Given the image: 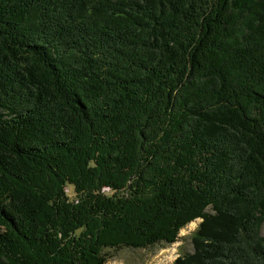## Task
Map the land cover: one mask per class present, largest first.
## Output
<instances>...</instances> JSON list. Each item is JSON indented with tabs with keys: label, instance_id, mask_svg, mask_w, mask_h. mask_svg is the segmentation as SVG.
<instances>
[{
	"label": "trees",
	"instance_id": "trees-1",
	"mask_svg": "<svg viewBox=\"0 0 264 264\" xmlns=\"http://www.w3.org/2000/svg\"><path fill=\"white\" fill-rule=\"evenodd\" d=\"M197 220L175 264H264V0H0V264Z\"/></svg>",
	"mask_w": 264,
	"mask_h": 264
},
{
	"label": "rangeland",
	"instance_id": "rangeland-1",
	"mask_svg": "<svg viewBox=\"0 0 264 264\" xmlns=\"http://www.w3.org/2000/svg\"><path fill=\"white\" fill-rule=\"evenodd\" d=\"M71 193L70 190L67 191ZM201 220L190 223L179 234V240L172 245H158L146 250L122 249L111 251L113 258L108 264H175L177 258L193 253L191 237ZM195 224L192 226L191 224Z\"/></svg>",
	"mask_w": 264,
	"mask_h": 264
},
{
	"label": "bare ground",
	"instance_id": "bare-ground-1",
	"mask_svg": "<svg viewBox=\"0 0 264 264\" xmlns=\"http://www.w3.org/2000/svg\"><path fill=\"white\" fill-rule=\"evenodd\" d=\"M192 226H194L195 224L193 223V224H191Z\"/></svg>",
	"mask_w": 264,
	"mask_h": 264
}]
</instances>
